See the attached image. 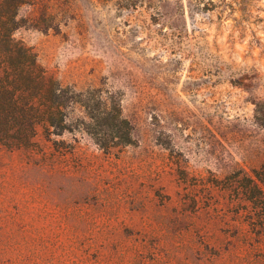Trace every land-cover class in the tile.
Returning a JSON list of instances; mask_svg holds the SVG:
<instances>
[{
  "label": "rangeland",
  "instance_id": "rangeland-1",
  "mask_svg": "<svg viewBox=\"0 0 264 264\" xmlns=\"http://www.w3.org/2000/svg\"><path fill=\"white\" fill-rule=\"evenodd\" d=\"M42 2L12 38L94 114L117 107L130 144L85 119L90 135L0 147V264H264V238L213 183L264 160V0Z\"/></svg>",
  "mask_w": 264,
  "mask_h": 264
},
{
  "label": "trees",
  "instance_id": "trees-1",
  "mask_svg": "<svg viewBox=\"0 0 264 264\" xmlns=\"http://www.w3.org/2000/svg\"><path fill=\"white\" fill-rule=\"evenodd\" d=\"M42 1L0 0V147L9 151H34L40 129L47 135L60 136L73 132L75 127H83L81 131L88 134L86 128L89 124L85 119L89 122L95 120L96 125L102 120L117 128L120 132L116 136L118 145L130 144L129 124L121 118L117 107L109 109L98 101L96 110L99 115L94 114L82 93L63 87L47 76L36 63L34 54L12 38L13 33L22 27L18 20L20 8L41 2L46 10ZM246 1L239 2L243 12ZM224 6L232 10L226 2ZM38 20L34 27L41 29ZM76 108L81 110L82 119L70 118ZM254 114L256 124L264 128V103H255ZM93 140L100 149H108L104 139ZM213 183L233 194L232 199L237 200L240 207L235 215L242 211L250 232L256 238H264V160L258 168L249 171L233 162L224 179Z\"/></svg>",
  "mask_w": 264,
  "mask_h": 264
}]
</instances>
